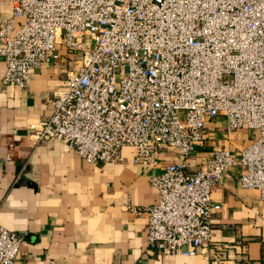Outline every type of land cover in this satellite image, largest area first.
Returning a JSON list of instances; mask_svg holds the SVG:
<instances>
[{
	"label": "built area",
	"instance_id": "2783aa9c",
	"mask_svg": "<svg viewBox=\"0 0 264 264\" xmlns=\"http://www.w3.org/2000/svg\"><path fill=\"white\" fill-rule=\"evenodd\" d=\"M0 14L2 82L25 88L32 69L60 58L71 68L48 99L36 142L58 139L89 164L133 150L152 167L156 201L146 242L194 255L212 238L211 199L231 168L264 200V0H9ZM226 134L250 129L243 147L205 150L208 123ZM196 155L202 163L192 167ZM136 213L141 209H134ZM23 236L0 225V264H17Z\"/></svg>",
	"mask_w": 264,
	"mask_h": 264
},
{
	"label": "crops",
	"instance_id": "0c3cea01",
	"mask_svg": "<svg viewBox=\"0 0 264 264\" xmlns=\"http://www.w3.org/2000/svg\"><path fill=\"white\" fill-rule=\"evenodd\" d=\"M10 8L0 0V14ZM58 49L60 58L32 69L25 88L2 82L0 57V225L23 236L17 264H264V200L240 186L238 168L212 189L221 209L212 217L211 240L194 255L157 252L146 242L142 208L157 199L148 177L176 159L174 149L142 168L129 147L113 161L89 164L58 139L35 141L37 123L51 111L48 99L71 68L70 54ZM220 124L208 123L205 150H235L253 135L226 134ZM196 163L201 155L191 168Z\"/></svg>",
	"mask_w": 264,
	"mask_h": 264
}]
</instances>
